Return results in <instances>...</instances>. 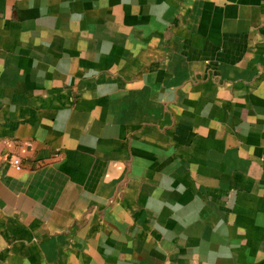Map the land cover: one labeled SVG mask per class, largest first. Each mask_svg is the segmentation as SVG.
<instances>
[{"label": "crops", "instance_id": "obj_1", "mask_svg": "<svg viewBox=\"0 0 264 264\" xmlns=\"http://www.w3.org/2000/svg\"><path fill=\"white\" fill-rule=\"evenodd\" d=\"M0 264H264V0H0Z\"/></svg>", "mask_w": 264, "mask_h": 264}, {"label": "built area", "instance_id": "obj_2", "mask_svg": "<svg viewBox=\"0 0 264 264\" xmlns=\"http://www.w3.org/2000/svg\"><path fill=\"white\" fill-rule=\"evenodd\" d=\"M10 162L17 168L20 169L22 166L21 159L18 157H11Z\"/></svg>", "mask_w": 264, "mask_h": 264}]
</instances>
